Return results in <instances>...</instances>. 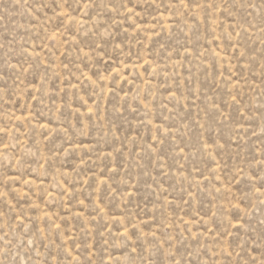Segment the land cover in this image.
Masks as SVG:
<instances>
[{
    "label": "rangeland",
    "instance_id": "obj_1",
    "mask_svg": "<svg viewBox=\"0 0 264 264\" xmlns=\"http://www.w3.org/2000/svg\"><path fill=\"white\" fill-rule=\"evenodd\" d=\"M0 264H264V0H0Z\"/></svg>",
    "mask_w": 264,
    "mask_h": 264
}]
</instances>
